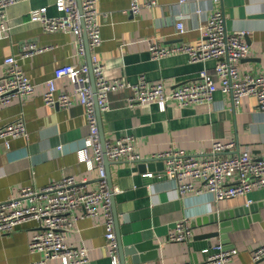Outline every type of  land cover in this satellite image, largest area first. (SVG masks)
<instances>
[{"label": "crops", "instance_id": "0c3cea01", "mask_svg": "<svg viewBox=\"0 0 264 264\" xmlns=\"http://www.w3.org/2000/svg\"><path fill=\"white\" fill-rule=\"evenodd\" d=\"M54 1L20 0L4 10L10 27L0 36V80L7 66L5 58L14 55L36 83V89L0 105V129L19 117L28 129L27 135L0 138V201L18 195L24 186L42 188L68 175L88 179L90 189L99 186L100 169L94 146H87L91 162L81 158L80 149L86 146L89 124L86 105L75 93L72 80H57L59 92L72 94L71 106H51L44 100L45 80L58 65L80 66L91 59L85 36L86 51L82 52L80 39L71 28L49 31L31 20L29 10L33 6L49 4V12L57 14ZM140 1V12L133 14L129 9L132 0H97L102 42L95 49L90 48L91 55L97 52L103 58L110 80L118 77L131 83L110 92L109 108L100 109L106 141L131 133L135 136L133 151L149 158L172 148L211 156L214 140L235 139L233 148L219 154L231 156L250 146L254 156H264V110L254 95L242 96L236 105L231 93L220 89L210 103L182 105L170 100L165 110L157 102L128 104L135 94L134 84L143 77L149 82L162 81L167 90H172L179 82L200 80L199 72L206 67L221 84L214 73L215 59L195 61L184 51L153 58L150 51L151 39L167 46L177 42L198 44L199 26L216 8L223 9L229 31L246 32L243 38L250 44V52L239 63L240 76L248 71L264 73V0H157L154 5H145L148 0ZM199 6L202 9L197 12ZM180 15L186 26L183 32L176 25ZM32 42L43 49L25 51ZM139 163L112 160L110 172L123 243L151 240L143 251L148 257L146 264H216L206 260L203 248L220 241L237 249L226 264H264V257H252L253 249L264 243V185L249 193L218 199L208 190L181 192L178 179L165 174L162 163L153 167H141ZM147 171L153 174L145 175ZM193 180L201 183L199 179ZM30 203L25 199L22 205ZM252 203L255 210L239 217H246L248 223L243 220V225L230 230L229 241L221 235H205L219 226L215 221L206 222L205 217ZM180 219L189 221L194 236L171 240L168 235ZM41 228L38 220L31 219L18 223L11 232H0V264H34L41 259L44 252H32L29 248L30 239ZM106 231L104 209L96 215L80 217L66 231L70 244L89 247L88 262L79 264H112ZM126 259L133 264L131 254ZM48 264L65 263L57 257Z\"/></svg>", "mask_w": 264, "mask_h": 264}, {"label": "built area", "instance_id": "2783aa9c", "mask_svg": "<svg viewBox=\"0 0 264 264\" xmlns=\"http://www.w3.org/2000/svg\"><path fill=\"white\" fill-rule=\"evenodd\" d=\"M20 0H0V36L10 27L6 12L10 4ZM180 3L188 0H179ZM157 0H148L145 5H154ZM57 14L49 12V4H42L30 8V18L40 22L46 30L58 31L71 28L80 39V50L86 51L83 41L84 31L87 32L89 47L95 49L102 42L100 10L97 0H55ZM140 0H132L130 11L140 12ZM201 6L196 10L201 11ZM179 32L186 30L183 16L180 15L176 23ZM200 41L198 44L177 42L163 45L157 40H150V51L153 58L188 52L195 61L215 59V75L220 79L218 85L215 76L206 67L201 69L200 80L179 82L172 90H167L162 81L149 82L142 78L134 84L135 94L128 100L129 105L137 102H157L165 110L170 100L179 104L210 103L215 92L222 90L232 95L236 105L244 95L256 96L258 106L264 110V73L248 71L245 76L239 74L240 61L248 56L250 44L243 38L245 31H229L226 16L222 8H216L208 16L204 24H200ZM34 42L31 43L29 53L42 50ZM92 71L97 87V100L100 109L109 108V95L113 90L124 88L131 83L121 78L110 80L106 71V63L97 52L91 55ZM7 64L4 78L0 80V105L10 103L15 97L32 94L36 89L33 82L20 66L14 55L5 58ZM90 64L85 62L80 66L71 63L58 65L52 76L46 78L44 100L51 106L69 107L73 103L70 92H59L57 80L68 77L74 84L75 93L86 105L89 134L86 146L80 149L81 158L91 162L87 146L93 145L95 158L99 166V186L88 188V179H77L68 175L60 180L51 182L42 188L24 186L21 192L0 201V232H11L21 222L36 219L42 228L30 239L29 248L32 252L42 251L44 256L34 264H48L52 258L60 257L65 264L86 263L89 260V247L86 244H70L66 231L72 229L75 221L80 217L98 214L105 211V225L107 228V244L111 251L112 264H121L118 251L115 214L112 205V192L107 178V167L104 150L100 138L99 117L95 103L94 91L91 83ZM28 129L23 118H18L0 129V138L27 135ZM135 136L131 133L119 136L115 141H106V153L109 159L141 160L140 154L133 151ZM8 144L9 141L7 140ZM235 139L214 140L212 155L202 156V153H188L184 150L172 148L155 157L164 158V173L177 178L181 192L208 190L216 198L236 196L249 193L255 187L264 185V156H254L251 147L246 146L231 156L220 155L221 151L235 146ZM145 175L153 172L147 171ZM193 179L201 180L196 184ZM31 201L22 205L23 200ZM42 201V203H40ZM171 240H187L194 236V231L187 219H180L169 233ZM235 247H226L223 242L209 244L203 248L206 260L216 264H226L236 253ZM254 260L264 257V243L256 246L252 251ZM181 264H195L184 262Z\"/></svg>", "mask_w": 264, "mask_h": 264}, {"label": "water", "instance_id": "95a60500", "mask_svg": "<svg viewBox=\"0 0 264 264\" xmlns=\"http://www.w3.org/2000/svg\"><path fill=\"white\" fill-rule=\"evenodd\" d=\"M78 1H79L80 8L82 9L81 0H78ZM84 36L86 38V46H87L88 54H89V56H91V49L89 47V41H88V36H87L86 31H84ZM89 64H90V68H91V71H90L91 83H92V87H93V91H94L95 103L97 106V113L99 116V130H100L101 142H102V147L104 150L105 163L107 166V178H108V182H109L110 191L112 192V205H113V211L115 214L117 239H118V247H119V252H120L121 264H128L127 259H126L127 254L132 255L133 264H146L145 261L148 259V257L146 254H144L143 251L150 245L151 240L125 245L123 243V239L121 236V230L119 227L118 210H117L115 193H114V183H113V179H112L111 172H110V163L112 160L109 159V157L106 153V138H105L104 129H103L102 120H101L100 107H99L98 100H97V93H96L97 87L95 84L94 73L92 71L91 59H89ZM139 161H140L139 164L141 167H144L145 165H148L149 167H153L157 163H162V165L165 166L164 158H159V157L143 158ZM255 206L256 205L253 203L250 205L245 204V205L236 206L234 208H227V209L218 210V211L211 213L209 215V217H205L204 219L206 220V222L209 220H210V222H214V221L218 222L219 226L217 229L209 231L205 235H207V236L221 235L223 237H226L225 241H229L227 239V237H229L228 232L230 230H232L233 228H238L239 225H243L244 221L246 224L249 221V220H247L246 217L244 219H241L239 217L243 216L245 214H248L252 210H255V208H256ZM256 217L257 216L255 215L254 218H256ZM153 243H155V242H153Z\"/></svg>", "mask_w": 264, "mask_h": 264}]
</instances>
